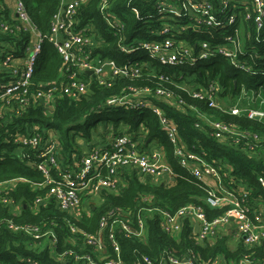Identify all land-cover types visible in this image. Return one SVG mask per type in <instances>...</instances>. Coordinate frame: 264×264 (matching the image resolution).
<instances>
[{"label": "built area", "instance_id": "built-area-1", "mask_svg": "<svg viewBox=\"0 0 264 264\" xmlns=\"http://www.w3.org/2000/svg\"><path fill=\"white\" fill-rule=\"evenodd\" d=\"M88 2L60 0L49 30L43 34L32 23L24 2L13 0L14 23L1 22L0 30L13 36L25 33L29 39L20 57L0 47V129L9 118L20 117L31 105H41L51 111L59 98L80 99L87 93L92 78L99 86L109 88L115 78L140 77L149 63L174 69L173 77L151 75L160 82L155 89L129 88L121 96L108 99L106 105L125 110H150L178 166L205 189L204 205L209 209L227 206V210L211 220L202 207L192 205L175 212L156 208L147 211L157 213L162 231L174 240L179 239L183 223L188 220L196 245L212 246L226 235L238 242L232 252L237 247L245 251L264 247V202L252 198L251 189L230 176L231 168L209 158L200 145L188 147L181 142L176 125L148 100L153 94L184 107L185 95L221 115L234 117L236 121L211 119L190 105L198 113L209 137L244 154L260 157L264 163V134L253 128L258 125L264 129V49L260 52L252 44L254 39L264 45V0H155L152 12L144 18L137 8L130 6L136 19L146 23L145 33L155 39H135L129 45H123L125 25L112 15L111 0H101L98 13L117 38L119 52L129 56L120 66L114 60L94 55L105 41L101 35H96L94 26L78 28V10ZM3 4L0 0V7ZM45 41L62 60L63 85L38 87L32 80ZM138 52H142V56L134 58ZM217 60L227 61L238 72L260 78H256L255 85H242L237 94L222 99L220 86L214 79L208 78L200 90L184 82L183 69L195 70L198 65ZM179 80L183 81L179 83ZM45 135L33 125L23 132L14 131L8 140L15 147L18 159L42 178L32 185L45 193L29 205L24 204L25 208L40 216L42 209L54 207L58 215L43 218L38 223L23 221L21 205L8 194L15 182L29 181L16 178L0 182V205L10 208L9 217L0 219V233L7 231L17 236L12 246L19 248L10 252V261L0 259V264H42L44 257L55 264H124L118 237L141 240L145 231L143 219L139 216L133 225L132 213L120 207L104 211L93 229L86 219L90 220L92 211L104 201V194L118 195L126 188L124 174L133 173L141 183L148 179L162 185L172 184L177 175L164 152L160 148L140 151L137 147L141 141L124 133L81 155L72 166H63L56 131L48 130ZM257 183L264 188V177H257ZM139 197L143 202L151 201L150 196L142 193ZM250 252H244L237 262L227 261L220 255L205 263L192 251L173 255L170 250H163L157 259L139 256L134 264H259L251 258Z\"/></svg>", "mask_w": 264, "mask_h": 264}, {"label": "trees", "instance_id": "trees-1", "mask_svg": "<svg viewBox=\"0 0 264 264\" xmlns=\"http://www.w3.org/2000/svg\"><path fill=\"white\" fill-rule=\"evenodd\" d=\"M21 1L24 2L28 15L39 32L43 34L47 33L52 16L60 6V0ZM100 2L101 0H89L85 6L79 8L78 28L88 25L94 26L97 30L96 35H101L105 39L98 52L94 53V55L114 60L120 66L129 56L120 53L117 49V38L109 32L106 22L98 13V4ZM154 2L155 0H111L112 15L122 20L125 25V41L123 45H129L135 39H155V37H150L145 33L146 23L138 21L129 9L130 6L137 8L140 12V17L144 18L149 12H152ZM1 6L0 23L5 21L8 24H13L14 21H10L7 17L9 13L8 8L5 4ZM28 39L29 36L25 33H17L13 36V34L4 33L0 30V47L7 51L12 50L16 57L23 56ZM252 44L260 52L263 51V44H257L254 39ZM224 64L229 69H233L224 60H217L207 65H198L195 70L183 69L184 82L192 86L194 90H200L205 86L208 78L214 79L220 86L221 92L219 93V97L222 99L229 95L237 94L238 89L242 85L244 87L252 86L250 82H254L256 78H260L258 75H248L236 70L237 74L231 75L224 69ZM147 67L149 68L142 69L141 76L138 78H115L109 88L99 86L95 79L92 78L87 93L80 99L74 101L66 97L59 98L56 100L51 111L44 109L41 105H31L20 117L9 118L8 121L10 123L8 121L6 122L7 124L4 123L3 128L0 129V182L16 178H24L29 181L15 182L13 190L8 194L9 198L21 205V219L25 222L38 223L43 218L57 217L58 212L54 207H48L42 209L40 216H35L31 214L32 212L29 207L24 208V204L29 205L38 195H43L45 191H39L37 187L32 185V182H41V175L18 159L15 147L8 140L9 135L16 130L23 132L26 128L29 129L33 125L38 126L44 136H46L45 134L48 130L56 131L61 142L59 154L62 157L61 162L64 166L67 160H79L81 156L79 152H75L73 149L76 134L71 135L72 129L77 127L81 122H85L102 113H111L113 118L111 120V126L115 133L112 137L124 133L131 134L134 136V140L141 141L140 144L147 143L146 146L138 145L137 148L140 151H148V147L151 144H157L158 148L164 152L167 162L177 175L172 184L162 185L161 183L150 182L148 179L141 183L133 173L124 174L125 182H127L126 188L118 195L104 194V201L92 211L90 220L86 219L90 221L91 229H93L99 216L104 211L113 207H120L121 209L130 211L132 213L133 225H135L139 216L143 219L145 231L141 240L134 237H118L124 264H134L139 256L157 259L163 250H170L173 252V255H180L186 251H192L199 255L205 263L220 255L224 256L227 261L234 260L237 262L242 258L244 252L251 251L249 254L251 258L259 264H264L263 246L254 247L249 251L237 247L232 252L227 247L228 238L226 235L218 238L212 246H209L208 243L196 245L192 235L193 229L188 220H185L183 223L179 239L174 240L162 231L157 213L147 211L149 208H156L162 211L175 212L181 207L192 205L202 207L206 212L207 218L211 220L221 216L227 210V206L209 209L204 205V199L206 197L205 189L199 182L189 178L185 171L178 166L173 157L172 148L164 132L161 130L158 120L150 110H125L111 108L106 105L108 99L121 96L128 92L129 88L140 89L148 87L155 89L160 82L153 80L151 78L152 74H163L173 77L174 69H168L151 63ZM63 70L64 66L60 56L54 47L45 41L42 44L41 52L34 69L32 78L34 84L38 87L49 84L63 85V81L65 80ZM182 81L179 80L178 82L181 83ZM161 84L165 87L164 82ZM184 98L186 105L184 107H178L173 100H166L161 97H156L153 94L148 96L151 105L160 108L165 116L176 125L181 142L188 147L200 145L206 151L209 158L215 159L222 166H229L231 168L230 176L242 181L248 189L250 188L252 198H258L264 202V188L257 183V177H264L263 160L254 155L244 154L233 147L219 144L213 138L209 137L204 131L203 122L199 118L198 113L193 111L190 105L195 106L198 112L205 113L211 119H225L228 121H236V119L231 116L221 115L218 111L207 108L204 103L195 101L185 95ZM196 124H199L200 127L196 128ZM247 125H250V123ZM120 126L126 127V131L117 133ZM253 128L264 134V129H260V126L253 125ZM89 137V132L86 131L83 138L89 139ZM140 193L150 196V203L143 202L141 197H139ZM9 215L10 208L0 205V219L9 217ZM60 224L62 225V223ZM15 239H18V237L7 231L0 233V259L5 262L11 260V251L19 249L12 246L13 240ZM44 260L42 264H55L46 257H44Z\"/></svg>", "mask_w": 264, "mask_h": 264}, {"label": "crops", "instance_id": "crops-1", "mask_svg": "<svg viewBox=\"0 0 264 264\" xmlns=\"http://www.w3.org/2000/svg\"><path fill=\"white\" fill-rule=\"evenodd\" d=\"M5 4V6L8 8V14H7V17L10 19V21L14 20V15H13V0H2ZM126 131V127H121L118 129V132H125ZM115 134L114 133V129L113 127H107V128H104L103 131L101 133H98V134H91L89 139H86V138H83V135L79 136V135H75V140H74V151L75 152H79L80 155H85L88 151H90L91 149L93 148H96V147H101L103 146L105 143H108L110 141V139L112 138V135ZM147 144V143H146ZM146 144H140V146L144 145L146 146ZM150 149L153 150V148H158V145L157 144H151L149 147ZM72 161L73 159H70V160H67V162H65L64 165H71L72 164ZM72 166V165H71ZM234 237V236H233ZM228 238V241H227V246L230 247V251H232L236 245L238 244V242L233 239L232 237L229 239ZM236 238V237H234Z\"/></svg>", "mask_w": 264, "mask_h": 264}, {"label": "rangeland", "instance_id": "rangeland-1", "mask_svg": "<svg viewBox=\"0 0 264 264\" xmlns=\"http://www.w3.org/2000/svg\"><path fill=\"white\" fill-rule=\"evenodd\" d=\"M142 52H138L136 54L133 55L134 58H139L142 56ZM169 69V68H168ZM224 69L227 70L231 75H236L237 72L235 70H231L229 69V67L224 64ZM250 83H252V86L256 84V81H251ZM108 119V120H106ZM112 114L111 113H102L101 115L99 116H95L94 118H91L87 121H83L81 122L77 127L73 128L72 129V132H71V135L72 134H76V135H85V132H89V135L95 133V134H98V133H101L103 131L104 128H107V127H111V120H112ZM90 127V128H89ZM89 128V130H88ZM151 182V181H150ZM228 249L230 250V247L227 246Z\"/></svg>", "mask_w": 264, "mask_h": 264}, {"label": "water", "instance_id": "water-1", "mask_svg": "<svg viewBox=\"0 0 264 264\" xmlns=\"http://www.w3.org/2000/svg\"><path fill=\"white\" fill-rule=\"evenodd\" d=\"M89 74V73H88ZM24 208H25V206H24ZM195 230H196V228H195Z\"/></svg>", "mask_w": 264, "mask_h": 264}]
</instances>
